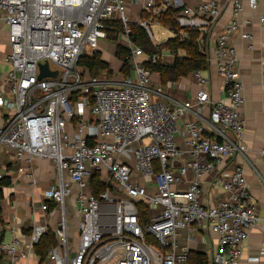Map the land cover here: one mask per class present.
<instances>
[{
  "label": "built area",
  "instance_id": "1",
  "mask_svg": "<svg viewBox=\"0 0 264 264\" xmlns=\"http://www.w3.org/2000/svg\"><path fill=\"white\" fill-rule=\"evenodd\" d=\"M222 1L233 8V19L215 38L223 99L211 98V80L198 70L192 73L200 86L197 94L178 101L153 83L142 64V57L168 63L162 53L147 55L131 41L126 0H0V22L7 26L10 45L6 68L0 71V108L7 115L0 125V148L13 152L17 162L49 160L59 176L41 205L56 219V245L44 264H191L188 246L178 242L181 229L188 230V242L200 237L206 243V232L216 234L217 243L208 248L203 264L239 263L243 244L259 220L243 169L221 175L218 183L226 197L218 204L205 205L201 198L203 178L222 161L247 152L244 85L231 42L241 31L244 0H208L194 7L184 0H140L141 16L134 23L160 44L152 18L181 8L176 17L181 28L211 36L223 13ZM247 4L251 10L258 7L257 0ZM144 12L150 20L142 19ZM112 20L123 25L117 38L130 52L131 72L120 81L91 76L80 65L82 57L107 40L106 23ZM259 25L264 29V15ZM241 37L253 40L248 32ZM204 41L200 47L208 57ZM42 62L57 69L58 76L39 80ZM207 106L206 125L184 120L189 114L200 117ZM259 154L264 165V148ZM96 174L107 185L98 194L90 183ZM259 176L264 183V175ZM71 200L76 236L70 230ZM140 203L148 209L147 223L141 220ZM48 230L47 221L36 227L26 253H20L16 240L0 243L5 264L28 259Z\"/></svg>",
  "mask_w": 264,
  "mask_h": 264
},
{
  "label": "crops",
  "instance_id": "2",
  "mask_svg": "<svg viewBox=\"0 0 264 264\" xmlns=\"http://www.w3.org/2000/svg\"><path fill=\"white\" fill-rule=\"evenodd\" d=\"M208 0H184L185 6L194 7L199 2ZM258 7L251 10L244 0V9L239 16L241 31L234 34L231 42L234 45L239 57V72L243 82L244 104L241 108V115L246 122V128L243 135V142L247 147L245 156H235L234 158L222 161L219 166L211 173L206 175L202 180L203 195L201 201L205 205H216L226 197L221 189L218 180L222 174L231 172L236 167L244 171L245 178L249 184L251 196L255 200L258 209L259 220L250 232L249 238L243 244L241 258L238 264H264V255L259 257L260 252L264 251V183L260 175H264V165L260 156V151L264 148V29L259 25V17L264 15V0H257ZM132 22H137L141 16V3L135 0H126ZM223 13L215 26L212 35H205L206 51L208 52L207 67L202 71L204 76L211 80L209 91L214 101L223 99L221 93L222 80L218 75L215 62V38L226 25L233 19V8L228 2L222 1ZM247 21H250L247 24ZM154 28L164 29L160 24L154 21ZM169 35L159 40L160 37L154 33L156 41H166L172 37V32L166 29ZM164 30L165 32H167ZM248 32L253 35V40L249 41L241 37V33ZM110 43V45L108 44ZM120 40H102L96 46L95 51L88 52L91 56L99 52L104 61L108 62L112 71L120 78L108 79L120 81L124 74L122 73V62L117 58V44ZM252 46V47H251ZM10 51L8 41L7 26L0 22V71L5 70L3 64L4 58ZM168 64L174 62V56L167 50L162 52ZM184 51H179V55H184ZM145 62L146 59H140ZM123 74V77H122ZM122 77V78H121ZM106 78L107 77H102ZM154 84H161V76L158 73H152ZM165 92L174 100L186 101L192 100L197 94L200 86L195 77L190 73L177 81H171L162 85ZM210 108L207 106L200 112V117L189 114L184 118L185 121H199L205 124L209 118ZM7 115L4 109L0 108V125L5 121ZM207 135L212 133L207 129ZM177 143L184 148V139L182 135L177 136ZM23 168V171L19 169ZM0 172L3 177L0 179L10 182L9 186H0V243L11 244L15 240L19 242V251L28 252L30 238L37 226L49 222V228L56 223L55 215L51 211L45 212L41 205L45 202L44 193L54 187L59 182L57 169L53 162L35 158L32 162H17L13 152L0 148ZM192 177L190 173L188 179ZM74 201H70L69 221L72 236H76V221L74 217ZM36 207V208H35ZM187 229H181L178 242L180 246H188L190 253L194 255L191 258V264H197L195 254L206 256L211 244H216V234L206 232L207 242L201 241L200 237L188 242L186 236ZM259 260H253L258 258ZM39 257L33 252L28 259H21L18 264H44ZM6 263V256L0 253V264Z\"/></svg>",
  "mask_w": 264,
  "mask_h": 264
},
{
  "label": "trees",
  "instance_id": "3",
  "mask_svg": "<svg viewBox=\"0 0 264 264\" xmlns=\"http://www.w3.org/2000/svg\"><path fill=\"white\" fill-rule=\"evenodd\" d=\"M181 11V8H171L166 10L164 13L157 17H153L152 20L157 21L160 26L171 31L174 36L169 37L164 43L154 44L148 33L144 28L139 26L137 23H133L130 26L131 35L130 39L133 43L139 46L145 54L154 55L161 54L167 50L174 56V62L172 64H165L162 61L152 63L145 61L142 64L151 73H158L161 76V83L165 85L171 81H177L181 77H185L190 73L198 70H204L207 67L208 57L204 54V51L200 47V41H204L207 37L200 31L195 29H183L181 28L176 17ZM151 16L144 12L142 19H149ZM110 28L107 31V40H117V35L123 31V25L121 22L112 20L106 23ZM184 35L183 37L181 35ZM179 51H184V55H179ZM117 58L122 62V73L124 76L130 74L131 69L129 65L128 56L130 55L129 50L121 44H117ZM80 65L86 68L91 76L100 77L102 73L104 77L113 73L108 62L104 61L99 52L93 53L91 56L82 57ZM91 187L95 194L106 190L107 185L104 184L100 179V174H96L91 178ZM10 182L5 180L0 181V186H9ZM1 194V190H0ZM53 204L50 205L52 209ZM138 208L141 212V220L144 223L148 222V209L144 204H138ZM56 245V236L54 230L49 228L48 232L45 233L40 241L34 246V253L39 257L40 261L43 262L50 247ZM194 255L192 252L189 256V263ZM197 264H203L206 261V256L201 254H195Z\"/></svg>",
  "mask_w": 264,
  "mask_h": 264
},
{
  "label": "rangeland",
  "instance_id": "4",
  "mask_svg": "<svg viewBox=\"0 0 264 264\" xmlns=\"http://www.w3.org/2000/svg\"><path fill=\"white\" fill-rule=\"evenodd\" d=\"M160 27H162V26H160ZM162 28H164V27H162ZM154 30V33H156L157 31H158V33H157V36L158 37H160V39L159 40H163V39H165L168 35H169V32L164 28V29H158V28H154L153 29ZM164 30H166L167 32H165ZM154 42V41H153ZM165 41H161V43H164ZM108 44L110 45V43L108 42ZM156 44H158V43H156ZM100 77H104V75H102V73L99 75ZM109 78H107V79H116L117 77H120V76H118L115 72H113L112 74H110L109 76H108ZM122 77H123V74H122ZM121 77V78H122ZM120 78H117V80H119ZM75 217V216H74ZM75 221H76V218H75ZM52 230H54L55 231V229H56V226H55V224L52 226V227H50ZM72 237V236H71ZM71 240H72V242H73V245L75 246L76 245V239L75 238H71Z\"/></svg>",
  "mask_w": 264,
  "mask_h": 264
},
{
  "label": "water",
  "instance_id": "5",
  "mask_svg": "<svg viewBox=\"0 0 264 264\" xmlns=\"http://www.w3.org/2000/svg\"><path fill=\"white\" fill-rule=\"evenodd\" d=\"M59 72L54 67H51L48 62H42L39 64L38 79L51 78L58 76Z\"/></svg>",
  "mask_w": 264,
  "mask_h": 264
}]
</instances>
